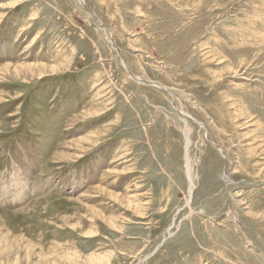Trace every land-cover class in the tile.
<instances>
[{
    "label": "rangeland",
    "instance_id": "1",
    "mask_svg": "<svg viewBox=\"0 0 264 264\" xmlns=\"http://www.w3.org/2000/svg\"><path fill=\"white\" fill-rule=\"evenodd\" d=\"M0 230V264H264V0H0Z\"/></svg>",
    "mask_w": 264,
    "mask_h": 264
},
{
    "label": "bare ground",
    "instance_id": "2",
    "mask_svg": "<svg viewBox=\"0 0 264 264\" xmlns=\"http://www.w3.org/2000/svg\"><path fill=\"white\" fill-rule=\"evenodd\" d=\"M103 1V0H102ZM82 3V2H81ZM82 5V4H81ZM99 26V29H100V31L104 34H106V35H109V32L105 29V28H103V27H101V25H98ZM35 39V38H34ZM31 42V41H30ZM33 42V41H32ZM114 47V46H113ZM125 66V65H124ZM32 68H34V67H32ZM27 69V68H26ZM52 69V68H51ZM55 69V68H54ZM33 70V69H32ZM32 70L30 71V72H32ZM44 70H45V68H39V69H37V72H39V73H41V72H44ZM127 70V74H128V76H131L133 79H134V82H136V83H138V82H141V80L139 79V78H137V77H135L133 74H131L128 70L129 69H126ZM50 72V71H49ZM42 76V75H41ZM144 82V81H143ZM155 86V85H154ZM158 86V85H157ZM157 86H155V87H157ZM187 175L189 176L190 175V167H188L187 168ZM193 187V185H192V182L190 181L189 182V190H190V192L189 193H191L192 191H191V188ZM191 195V194H190ZM190 197V196H189ZM188 202V201H187ZM186 202V203H187ZM235 213H234V216H233V219H235ZM234 221V220H233ZM1 231V230H0ZM88 236V235H87ZM90 236V235H89ZM7 241V240H6ZM8 242V241H7ZM9 247V246H8ZM76 255V254H75ZM75 257V256H74ZM76 258H77V256H76ZM93 258V257H92ZM95 258V257H94ZM95 259H97V257L95 258ZM95 263H96V261H95ZM98 263V262H97Z\"/></svg>",
    "mask_w": 264,
    "mask_h": 264
}]
</instances>
